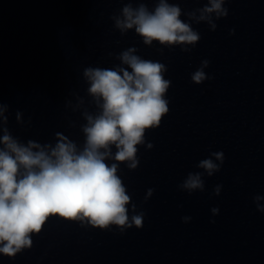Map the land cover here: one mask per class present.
<instances>
[{
    "label": "water",
    "instance_id": "water-1",
    "mask_svg": "<svg viewBox=\"0 0 264 264\" xmlns=\"http://www.w3.org/2000/svg\"><path fill=\"white\" fill-rule=\"evenodd\" d=\"M167 2L197 42L146 44L118 27L125 7L154 12L160 0H0V138L51 149L64 137L83 151L103 103L85 72H131L130 49L169 81V111L145 130L137 166L105 160L118 164L129 222L142 215V226L49 216L31 247L0 253V264H264V0H224L219 17L203 11L210 0ZM208 159L219 166L211 176L199 166ZM190 174L202 190L183 187Z\"/></svg>",
    "mask_w": 264,
    "mask_h": 264
},
{
    "label": "clouds",
    "instance_id": "clouds-1",
    "mask_svg": "<svg viewBox=\"0 0 264 264\" xmlns=\"http://www.w3.org/2000/svg\"><path fill=\"white\" fill-rule=\"evenodd\" d=\"M223 3L224 0H210V7L203 11L226 16ZM123 14L125 19L117 22L118 27L135 28L146 44L153 41L169 45L194 44L199 40L190 25L181 21V9L167 0H160L154 12L144 6L135 10L129 6L123 9ZM206 18L205 15L200 17ZM134 51L130 49L122 55L131 72L86 70L91 85L89 92L103 103L100 115L88 117L83 151L78 152L64 137L51 149L32 142L28 146L21 145L8 134L0 138L5 146L0 149V253L15 256L21 249L31 247L30 234L39 233L53 215L87 218L93 226L102 228L111 224L142 226V215L132 217L129 222L126 205L130 197L117 175L118 164L105 163L109 158L129 161V167L135 168L137 145L143 143L145 130L159 126L169 111L164 99L169 87V81L162 75L164 65L142 60L132 54ZM192 79L202 82L205 74L197 71ZM5 110L0 107V115ZM113 145L117 149L114 156ZM213 155L223 162V153ZM199 166L207 170L209 176L219 170L211 159L201 161ZM203 186L199 174H190L183 185L190 191L202 190ZM260 199L264 197H257ZM212 211L216 213L218 209ZM260 211L264 212V207Z\"/></svg>",
    "mask_w": 264,
    "mask_h": 264
}]
</instances>
